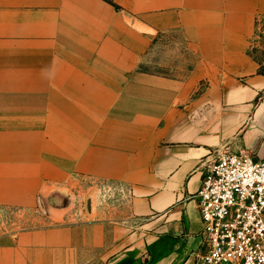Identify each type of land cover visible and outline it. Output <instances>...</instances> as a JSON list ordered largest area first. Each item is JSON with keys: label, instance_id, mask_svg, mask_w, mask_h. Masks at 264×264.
Returning <instances> with one entry per match:
<instances>
[{"label": "crops", "instance_id": "crops-1", "mask_svg": "<svg viewBox=\"0 0 264 264\" xmlns=\"http://www.w3.org/2000/svg\"><path fill=\"white\" fill-rule=\"evenodd\" d=\"M263 19L264 0H0V206L70 200L1 232L0 264H193L206 164L264 159ZM169 31L187 77L141 68Z\"/></svg>", "mask_w": 264, "mask_h": 264}, {"label": "built area", "instance_id": "built-area-1", "mask_svg": "<svg viewBox=\"0 0 264 264\" xmlns=\"http://www.w3.org/2000/svg\"><path fill=\"white\" fill-rule=\"evenodd\" d=\"M194 197L202 240L193 264H264V159L219 152Z\"/></svg>", "mask_w": 264, "mask_h": 264}, {"label": "rangeland", "instance_id": "rangeland-1", "mask_svg": "<svg viewBox=\"0 0 264 264\" xmlns=\"http://www.w3.org/2000/svg\"><path fill=\"white\" fill-rule=\"evenodd\" d=\"M256 33V42L259 47L255 48L254 52L260 60L264 61V19L258 23ZM197 59V53L191 49L182 34L178 31H169L158 36L141 68L184 78L190 74ZM111 197L114 198V196ZM69 201L63 196H49L44 199L43 204L30 211L0 206V233L21 229L27 225L40 226L48 217L51 203L62 205Z\"/></svg>", "mask_w": 264, "mask_h": 264}]
</instances>
